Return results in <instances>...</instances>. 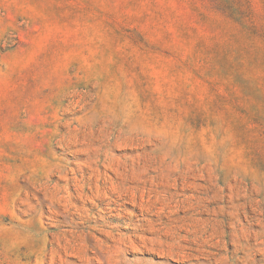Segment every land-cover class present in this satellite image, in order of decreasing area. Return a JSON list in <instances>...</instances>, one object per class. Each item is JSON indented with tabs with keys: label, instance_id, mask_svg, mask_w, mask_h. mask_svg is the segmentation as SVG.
Returning <instances> with one entry per match:
<instances>
[{
	"label": "rangeland",
	"instance_id": "1",
	"mask_svg": "<svg viewBox=\"0 0 264 264\" xmlns=\"http://www.w3.org/2000/svg\"><path fill=\"white\" fill-rule=\"evenodd\" d=\"M0 264H264V0H0Z\"/></svg>",
	"mask_w": 264,
	"mask_h": 264
}]
</instances>
